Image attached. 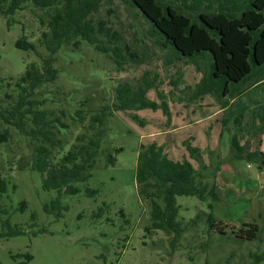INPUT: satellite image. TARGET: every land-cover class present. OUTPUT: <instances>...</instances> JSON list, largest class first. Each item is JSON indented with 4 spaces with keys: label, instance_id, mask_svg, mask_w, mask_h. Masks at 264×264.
<instances>
[{
    "label": "rangeland",
    "instance_id": "374dc122",
    "mask_svg": "<svg viewBox=\"0 0 264 264\" xmlns=\"http://www.w3.org/2000/svg\"><path fill=\"white\" fill-rule=\"evenodd\" d=\"M41 13L27 8L0 17V100L6 82L18 78L27 64L37 60L15 43L24 35L36 43ZM93 18L95 23L106 20L134 56L116 68L109 56L86 45L61 50L55 61L57 79L41 90L48 98L45 108L51 111V118L60 116L62 110L63 122L70 124L69 116L77 108L97 110L111 103L117 84H134L144 72L158 76L157 90H149L146 97L158 104L163 99L168 114L160 107L116 112L108 124L109 138L122 152L114 166L98 162L88 181L79 184L81 191L76 196L44 190L40 174L24 167L32 158L28 140L0 123V132L9 134L0 143V171L7 182L1 206L8 212L2 220L22 231L0 238V264H205V259L209 264H222L230 252L234 257L229 264H249V254L264 253V165L235 159L230 142L233 135L243 136L242 145L249 140V150L264 154V85H252L264 70L256 69L240 83H231L229 95L221 99L228 104L222 108L211 93L194 98L193 89L202 74H196L174 47L161 45L160 35L133 3L104 0ZM38 52L45 55L43 48L38 47ZM199 64L205 70L209 61ZM176 80L178 84L172 85ZM74 135L71 127L66 136H60L67 144L59 156L69 149ZM151 143L161 146L171 160H187L198 170L205 166L206 172H200L210 177L204 181L215 183L221 194L220 201L212 203L213 213L227 225L226 232L242 224H258L259 239L235 242L214 233L205 254L199 249L203 238L197 233L181 236L174 248L172 235L147 233L149 206L139 199L134 177L139 148ZM187 145L198 148L200 161L191 158ZM86 188L97 190V195L88 197ZM55 200L59 206L53 209ZM22 202L25 209H20ZM176 203L185 220L198 211H208L207 203L196 197L178 196Z\"/></svg>",
    "mask_w": 264,
    "mask_h": 264
},
{
    "label": "trees",
    "instance_id": "16d2710c",
    "mask_svg": "<svg viewBox=\"0 0 264 264\" xmlns=\"http://www.w3.org/2000/svg\"><path fill=\"white\" fill-rule=\"evenodd\" d=\"M103 1L0 0V17H9L27 8L42 12L37 17L40 31L36 43L29 41L25 35L15 43L16 48L32 53L38 61L27 64L18 78L6 82V90L0 100V123L12 127L28 140L32 158L24 163V167L30 166L38 172L42 188L56 191L59 196L78 195L81 191L79 184L88 181L98 162H103L104 167L116 164L122 148L112 145L108 127L116 112L160 107L164 114H168L167 104L160 95L159 104L146 97L149 90H157L158 87V76L150 77L149 72H144L134 84H117L113 88L114 100L111 103L97 110L77 108L69 116L70 124L63 122L64 111L60 110V116L51 118V111L46 110L48 98L41 90L56 81V55L64 48L92 47L109 56L116 68L126 65L128 57L134 56L129 47L122 44L121 35L108 26L106 20L95 23L93 17L99 12ZM128 1L152 24L161 37L163 47H174L186 59L185 63L193 65L202 74L194 86V98L211 93L225 108L228 102L221 99L229 95L231 83H240L256 69L264 70V0ZM38 47L44 49L45 55L38 52ZM201 60L209 61L205 70L199 64ZM179 80L172 82V85L178 84ZM252 85H264V71L258 73ZM133 119L138 120L135 116ZM234 122L239 124L238 119ZM71 127L75 134L73 141L69 149L59 156L67 144L60 136H66ZM8 135L7 130L0 132V143L6 141ZM243 138L236 135L231 137L232 156L247 163L264 165V154L249 151V140L243 145L240 143ZM187 150L191 158L200 161L198 148L187 145ZM205 170V166L198 170L187 160L169 159L163 148L155 143L139 148L134 178L139 199L149 206L147 233L163 231L172 235V248L181 236L197 233L203 238L199 249L205 254L213 243L214 233L222 240L257 241L261 233L258 224H242L226 232L227 225L221 224L213 213L212 203L220 201V191L215 183L204 181L210 177L203 173ZM97 192L86 188L84 193L88 197H95ZM6 193L7 182L0 171V238L22 234L18 228L11 227L9 220H2L8 213L1 206V199ZM178 196L196 197L207 203L208 211H198L193 218L185 220L179 216ZM58 206V200L52 202L53 209ZM25 208L26 204L22 202L20 209ZM45 210L49 211L47 206ZM233 257L230 252L222 264H229ZM249 257V264L264 262V253H251ZM205 264H209L208 259H205Z\"/></svg>",
    "mask_w": 264,
    "mask_h": 264
},
{
    "label": "crops",
    "instance_id": "0c3cea01",
    "mask_svg": "<svg viewBox=\"0 0 264 264\" xmlns=\"http://www.w3.org/2000/svg\"><path fill=\"white\" fill-rule=\"evenodd\" d=\"M195 72H196V74H197V73H200V72H197L196 70H195ZM198 81H199V80H198ZM257 85H258V84H257ZM257 85H255V86H253V87H256ZM240 143H241V142H240ZM252 149H253V148H252ZM163 151H164V150H163ZM249 151H258V150H257V149L254 150V149H253V150H249ZM167 157H168V156H167Z\"/></svg>",
    "mask_w": 264,
    "mask_h": 264
}]
</instances>
